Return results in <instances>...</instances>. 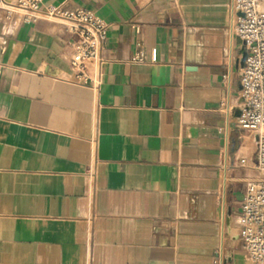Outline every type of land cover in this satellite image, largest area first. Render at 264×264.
I'll use <instances>...</instances> for the list:
<instances>
[{"label": "crops", "instance_id": "0c3cea01", "mask_svg": "<svg viewBox=\"0 0 264 264\" xmlns=\"http://www.w3.org/2000/svg\"><path fill=\"white\" fill-rule=\"evenodd\" d=\"M229 2L46 0L108 24L98 86L72 81L64 23L0 12V264H250Z\"/></svg>", "mask_w": 264, "mask_h": 264}, {"label": "built area", "instance_id": "2783aa9c", "mask_svg": "<svg viewBox=\"0 0 264 264\" xmlns=\"http://www.w3.org/2000/svg\"><path fill=\"white\" fill-rule=\"evenodd\" d=\"M264 0H230V42L240 40L238 57L240 72V105L230 107L227 114L234 115V125L250 133L256 144L253 167L259 176L247 180L246 191L237 216L238 237L250 264H264ZM0 12L5 21L18 14L26 22L40 19L64 23L73 35L70 65L74 71L72 81L80 84L101 83L103 50L107 41L108 24L86 7L67 9L47 4L46 0H0ZM156 59V50H154ZM134 59L139 60L140 57ZM239 110L234 114L235 109ZM223 169L236 167L228 162L223 151ZM239 159L237 166L246 165ZM226 180V177L224 178ZM215 264H226L225 248L217 253Z\"/></svg>", "mask_w": 264, "mask_h": 264}, {"label": "bare ground", "instance_id": "6f19581e", "mask_svg": "<svg viewBox=\"0 0 264 264\" xmlns=\"http://www.w3.org/2000/svg\"><path fill=\"white\" fill-rule=\"evenodd\" d=\"M261 8H264V6L262 5Z\"/></svg>", "mask_w": 264, "mask_h": 264}, {"label": "water", "instance_id": "95a60500", "mask_svg": "<svg viewBox=\"0 0 264 264\" xmlns=\"http://www.w3.org/2000/svg\"><path fill=\"white\" fill-rule=\"evenodd\" d=\"M239 42H240V40H239Z\"/></svg>", "mask_w": 264, "mask_h": 264}]
</instances>
